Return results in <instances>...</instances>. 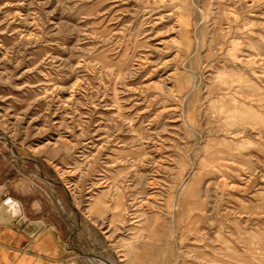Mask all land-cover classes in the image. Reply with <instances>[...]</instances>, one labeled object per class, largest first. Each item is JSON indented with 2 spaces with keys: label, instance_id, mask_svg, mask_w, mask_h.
Here are the masks:
<instances>
[{
  "label": "rangeland",
  "instance_id": "374dc122",
  "mask_svg": "<svg viewBox=\"0 0 264 264\" xmlns=\"http://www.w3.org/2000/svg\"><path fill=\"white\" fill-rule=\"evenodd\" d=\"M1 184L69 263L264 264V0H0Z\"/></svg>",
  "mask_w": 264,
  "mask_h": 264
},
{
  "label": "crops",
  "instance_id": "0c3cea01",
  "mask_svg": "<svg viewBox=\"0 0 264 264\" xmlns=\"http://www.w3.org/2000/svg\"><path fill=\"white\" fill-rule=\"evenodd\" d=\"M26 205L0 185V264H73L58 225Z\"/></svg>",
  "mask_w": 264,
  "mask_h": 264
},
{
  "label": "bare ground",
  "instance_id": "6f19581e",
  "mask_svg": "<svg viewBox=\"0 0 264 264\" xmlns=\"http://www.w3.org/2000/svg\"><path fill=\"white\" fill-rule=\"evenodd\" d=\"M232 76V75H231ZM241 76V75H240ZM229 79V78H228ZM230 79H231V77H230ZM230 79L229 80H227V81H230ZM232 80V79H231ZM234 80V79H233ZM230 83V82H229ZM221 100V99H220ZM221 101H223V100H221ZM234 103V102H233ZM232 107H234L233 109H235L236 108V105L235 106H233L232 105ZM238 107V106H237ZM230 111H232V110H230ZM119 204V203H118Z\"/></svg>",
  "mask_w": 264,
  "mask_h": 264
},
{
  "label": "water",
  "instance_id": "95a60500",
  "mask_svg": "<svg viewBox=\"0 0 264 264\" xmlns=\"http://www.w3.org/2000/svg\"><path fill=\"white\" fill-rule=\"evenodd\" d=\"M7 202V201H6Z\"/></svg>",
  "mask_w": 264,
  "mask_h": 264
}]
</instances>
